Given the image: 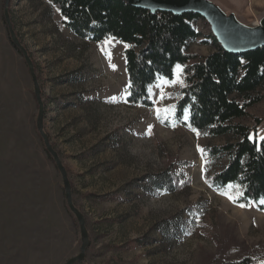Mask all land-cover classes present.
Returning <instances> with one entry per match:
<instances>
[{"label": "rangeland", "instance_id": "374dc122", "mask_svg": "<svg viewBox=\"0 0 264 264\" xmlns=\"http://www.w3.org/2000/svg\"><path fill=\"white\" fill-rule=\"evenodd\" d=\"M3 9L0 0V264H64L79 253V225L37 132L32 79ZM57 11L39 0H9L12 27L40 85L44 130L85 218L90 243L80 264L263 260L264 210L236 205L221 194L226 189L207 184L225 161L203 160L197 146L223 139L177 124L174 111L157 116L156 109L174 105L182 86L158 80L149 88L151 107L128 104L125 45L79 39ZM192 25L200 37L187 52L207 55L214 49L209 25L204 19ZM257 92L262 101L235 120L256 138L264 136V89ZM166 172L175 178L172 191L152 183Z\"/></svg>", "mask_w": 264, "mask_h": 264}, {"label": "trees", "instance_id": "16d2710c", "mask_svg": "<svg viewBox=\"0 0 264 264\" xmlns=\"http://www.w3.org/2000/svg\"><path fill=\"white\" fill-rule=\"evenodd\" d=\"M46 1L59 9L62 25L79 39L101 43L112 37L129 45L124 48L123 57L128 83L133 82L125 99L130 105L151 107L149 88L158 81L157 77L171 80L175 66H184L181 75L185 86L175 97V122L223 139L222 144L205 148L203 160L225 161L207 178V184L216 191L226 189L229 183L239 184L244 196L233 203L264 210V203L260 202L264 199V139L259 140L258 149V138L248 139L252 128L235 122L246 117L247 110L263 99L257 91L264 89V46L233 54L210 36L213 51L196 56L187 49L190 41L200 37L192 25L194 19H203L197 14L151 13L123 0ZM185 108L190 113L187 120ZM254 122L258 125L261 120L255 118ZM174 179L166 172L153 178L152 183L172 191ZM232 191L235 193L236 189ZM223 264H264V259L256 261L244 256Z\"/></svg>", "mask_w": 264, "mask_h": 264}, {"label": "water", "instance_id": "95a60500", "mask_svg": "<svg viewBox=\"0 0 264 264\" xmlns=\"http://www.w3.org/2000/svg\"><path fill=\"white\" fill-rule=\"evenodd\" d=\"M129 5L149 10L151 13L156 11L169 12L174 15H182L185 13H194L201 16L209 25L213 37L221 48L229 53L242 54L254 51L264 46V16L254 25H248L238 19L235 13L226 12L218 4L212 0H123ZM4 20L9 32L12 45L17 48L23 56L30 73L33 92L38 105V113L36 117V129L43 141L46 152L53 159L57 170L59 171L62 182L67 207L74 215L80 231L81 246L79 253L64 264H77L84 260L86 250L89 246V236L85 224V218L74 205L72 200V190L69 182L68 174L63 166L58 153L52 147L48 135L44 130V103L41 99V89L35 74L34 65L26 50L21 44L9 16V0H4L3 9Z\"/></svg>", "mask_w": 264, "mask_h": 264}, {"label": "crops", "instance_id": "0c3cea01", "mask_svg": "<svg viewBox=\"0 0 264 264\" xmlns=\"http://www.w3.org/2000/svg\"><path fill=\"white\" fill-rule=\"evenodd\" d=\"M36 1V0H29ZM42 1L43 4L51 11H57L53 5L46 0ZM218 4L226 12H233L236 14L238 19L245 24L254 25L264 16V0H212ZM58 14L59 21H62V17ZM44 22H50L49 12L47 11L43 16ZM69 32H71L68 29ZM72 33V32H71Z\"/></svg>", "mask_w": 264, "mask_h": 264}, {"label": "snow or ice", "instance_id": "6c2138e0", "mask_svg": "<svg viewBox=\"0 0 264 264\" xmlns=\"http://www.w3.org/2000/svg\"><path fill=\"white\" fill-rule=\"evenodd\" d=\"M59 11V9H58ZM93 23H95V21H93ZM112 37H108L106 39V42L105 43H108L109 41H111ZM125 47H129V45H125ZM103 50V48H102ZM106 55H108L110 57V53H105ZM111 67L115 68V65H110ZM183 67L182 65L180 64H177L175 66V69L172 73L173 75V79L171 81L167 80L166 78L162 77V76H158L157 79L159 81H162L163 83L165 84H176V83H179L182 87H184V81L182 79V73H183ZM133 86V82L130 80L128 85L125 86V94H130V89L132 88ZM164 95H166L165 93H161V99L164 98ZM113 100H115V97L112 98ZM175 110V106L174 105H170L168 106L167 108L161 110V109H156V112H157V116L158 118L160 117L161 115V112L163 111L164 113H168V112H171V111H174ZM190 115L189 113V109L188 108H185L184 109V119L187 120L188 119V116ZM174 126V125H173ZM150 129H151V125L149 126V130H148V134H150ZM193 131H196L195 129H193ZM197 135H200V133H197ZM249 140H252L253 139V136L252 135H249L248 137ZM261 139H264V137H258L257 139V146H258V149H259V140ZM197 149L198 151L201 152V155L202 157L205 155V150L204 149H201L200 146L198 145L197 146ZM235 188L236 189V192L233 193L232 192V189ZM222 195H226L228 197V199L232 200L234 203H236L241 197L244 196V192L243 190L240 189V185L239 184H233V183H229L227 186H226V190L223 191L221 193ZM261 203H264V199H262L260 201ZM241 207H245L246 205L245 204H240Z\"/></svg>", "mask_w": 264, "mask_h": 264}, {"label": "built area", "instance_id": "2783aa9c", "mask_svg": "<svg viewBox=\"0 0 264 264\" xmlns=\"http://www.w3.org/2000/svg\"><path fill=\"white\" fill-rule=\"evenodd\" d=\"M257 24V23H256Z\"/></svg>", "mask_w": 264, "mask_h": 264}]
</instances>
